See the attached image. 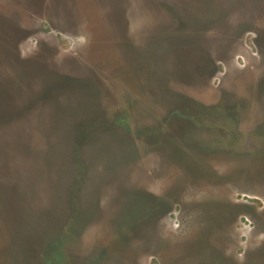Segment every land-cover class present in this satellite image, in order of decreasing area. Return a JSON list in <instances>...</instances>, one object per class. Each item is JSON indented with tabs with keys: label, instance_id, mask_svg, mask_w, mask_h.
Wrapping results in <instances>:
<instances>
[{
	"label": "rangeland",
	"instance_id": "obj_1",
	"mask_svg": "<svg viewBox=\"0 0 264 264\" xmlns=\"http://www.w3.org/2000/svg\"><path fill=\"white\" fill-rule=\"evenodd\" d=\"M204 1L0 0V264H264V0Z\"/></svg>",
	"mask_w": 264,
	"mask_h": 264
},
{
	"label": "trees",
	"instance_id": "obj_2",
	"mask_svg": "<svg viewBox=\"0 0 264 264\" xmlns=\"http://www.w3.org/2000/svg\"><path fill=\"white\" fill-rule=\"evenodd\" d=\"M213 1L214 0L204 1L207 4L205 9H207L208 12H210L209 9H210ZM71 142L73 143V152H74V149L76 147V141H71ZM54 144H55L54 147H58L57 142H54ZM38 156L41 157V154H38V155L35 154L36 160L38 159ZM34 172H37V170H34L30 174L28 172L25 173L26 176L24 178L26 179L25 180L26 184L24 185V189L26 192H28L27 193L28 195L31 192L34 194L35 190H37V188L41 184H43V188H46V189L48 186L47 184H44L45 178H42L41 176H36L34 174ZM65 172H67V171L64 170V172L61 174V175L64 174V177H65ZM22 174H24V172ZM22 174H20L19 172L16 173V175L13 176L12 181L17 180ZM2 181H7V180H1V183L3 184ZM1 183H0V196H4V198L7 199V194H9V193L6 192L7 191L6 187H4L5 191L2 190ZM58 184H59V186L57 189L60 191V194L56 193V192L53 193L54 194L53 199L47 203L45 202L46 206H45V208H43L45 210L36 212V211H31V209L27 208L29 202L31 201L30 197L27 199L26 202L21 203V205L26 204V206L22 207V208H27V210H23V212H25V213L22 212V215L21 214L19 215V217H18V218H20L19 223H17L15 220L13 222V225L11 223L12 229L10 228V232L12 231V233L10 235L7 234V239H8L10 250H11L10 240L15 239L14 238L15 234L17 235L18 233H22L23 235L28 236V240H33L34 243H40V240L42 238H44L46 240L50 236V234H55V232H58L57 228H54V229L44 228V231H42L41 230L42 227L40 226L41 224L45 225V224H43L44 220L54 221L57 219V220L61 221L63 219V214L61 216H58L57 211L62 212V210L66 209L67 207H65L64 204L69 206L70 197H69V195L64 194V190L67 188V186L65 188L64 182H58ZM11 187H12V185H9V189H11ZM6 202H9V201L6 200ZM69 209H71V208H69ZM71 210H73V209H71ZM57 224L59 225L60 223H57ZM37 237H39V238L35 239ZM15 261H16V258H14L13 262H11V263H14Z\"/></svg>",
	"mask_w": 264,
	"mask_h": 264
}]
</instances>
